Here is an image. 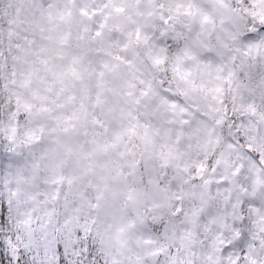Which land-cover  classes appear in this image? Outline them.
<instances>
[{"label":"snow or ice","instance_id":"snow-or-ice-1","mask_svg":"<svg viewBox=\"0 0 264 264\" xmlns=\"http://www.w3.org/2000/svg\"><path fill=\"white\" fill-rule=\"evenodd\" d=\"M0 264H264V0H0Z\"/></svg>","mask_w":264,"mask_h":264}]
</instances>
